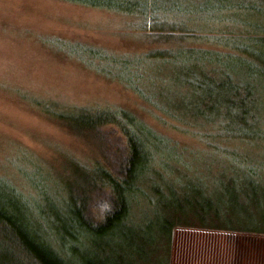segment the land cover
Here are the masks:
<instances>
[{
	"label": "rangeland",
	"instance_id": "374dc122",
	"mask_svg": "<svg viewBox=\"0 0 264 264\" xmlns=\"http://www.w3.org/2000/svg\"><path fill=\"white\" fill-rule=\"evenodd\" d=\"M193 1L198 2L185 1L183 13L169 2L151 21L139 13L71 0H0V178L34 204H42L47 195L54 198L74 165L92 167L98 159L94 143L56 115L88 109L128 113L150 141L159 139L153 163L164 170L165 160L173 159L168 163L183 182L195 183L196 175L210 173L211 179L227 181L220 166L230 163L232 152L245 153L250 146L242 137L222 132L226 117L207 120L211 114L205 118L195 111L196 102L206 99L204 92L193 91L183 82L188 74L180 72L181 64L192 61L150 56L185 48L221 56L239 53L223 44L243 37L229 12H219L205 0L196 8ZM244 1L264 6V0ZM169 23L197 37L147 33L151 26L168 28ZM193 62L203 63L200 57ZM211 65L206 71H216L215 79L222 81L221 71L229 68ZM199 105L207 114L208 108ZM101 133L116 153L113 158L119 157L116 148L126 144L121 131L108 126ZM242 245L249 250L244 252ZM240 261L264 264L263 234L175 230L172 264Z\"/></svg>",
	"mask_w": 264,
	"mask_h": 264
},
{
	"label": "trees",
	"instance_id": "16d2710c",
	"mask_svg": "<svg viewBox=\"0 0 264 264\" xmlns=\"http://www.w3.org/2000/svg\"><path fill=\"white\" fill-rule=\"evenodd\" d=\"M71 1L139 13L148 20L159 18L160 8L169 2L183 13L186 3ZM205 1L219 12H229L242 29L243 37L223 42L239 53L221 56L185 48L150 56L192 61L181 64L180 72L188 74L183 82L193 91L205 93L195 111L205 118L211 114L207 120L226 117L222 132L240 136L250 146L248 152H232L230 163L220 166L227 181L211 179L210 173L196 175L195 183L183 182L168 163L173 159L165 160L164 170L157 167L153 157L159 139L150 141L147 130L126 112L81 109L56 115L94 143L98 159L92 167L74 165L61 192L54 198L45 196L42 204H34L0 178V264H172L175 230L180 227L264 235V6L254 8L244 0ZM193 2L196 8L203 6L199 0ZM174 24L151 26L147 33L197 37ZM196 57L203 63H194ZM210 63L229 68L221 71L222 81L215 79L216 71H206ZM199 103L208 108L207 114ZM108 126H117L126 143L116 148L121 154L115 159L101 133Z\"/></svg>",
	"mask_w": 264,
	"mask_h": 264
},
{
	"label": "crops",
	"instance_id": "0c3cea01",
	"mask_svg": "<svg viewBox=\"0 0 264 264\" xmlns=\"http://www.w3.org/2000/svg\"><path fill=\"white\" fill-rule=\"evenodd\" d=\"M242 247H243L242 250L245 252V250L247 249V247H244L243 245H242ZM252 249L254 250L255 247H253ZM248 250H249V249H247V251H248ZM243 262H244V261H243ZM243 262L240 261V264H242Z\"/></svg>",
	"mask_w": 264,
	"mask_h": 264
}]
</instances>
